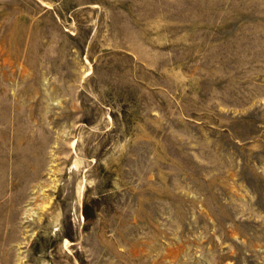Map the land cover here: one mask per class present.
Returning a JSON list of instances; mask_svg holds the SVG:
<instances>
[{
    "label": "rangeland",
    "instance_id": "obj_1",
    "mask_svg": "<svg viewBox=\"0 0 264 264\" xmlns=\"http://www.w3.org/2000/svg\"><path fill=\"white\" fill-rule=\"evenodd\" d=\"M0 264H264V0H0Z\"/></svg>",
    "mask_w": 264,
    "mask_h": 264
}]
</instances>
